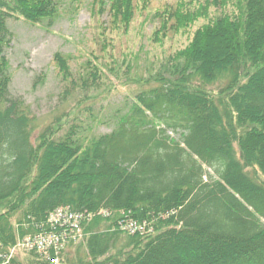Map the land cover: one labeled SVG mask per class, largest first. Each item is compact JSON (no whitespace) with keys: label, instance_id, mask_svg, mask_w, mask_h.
<instances>
[{"label":"trees","instance_id":"16d2710c","mask_svg":"<svg viewBox=\"0 0 264 264\" xmlns=\"http://www.w3.org/2000/svg\"><path fill=\"white\" fill-rule=\"evenodd\" d=\"M63 1L0 0V240L15 239L13 223L20 233L41 229L63 204L107 215L85 219L88 233L62 249L60 263L264 264V0L164 1L152 14H160L161 34L195 16L207 22L151 74L132 76L146 79L113 109L105 131L95 130L105 110L92 98L132 65L108 34L124 32L145 0H91L92 11L97 3L106 10L92 40L100 54L90 52L75 71L54 54L63 83L57 105L73 91L80 111L43 120L9 90L7 18L50 23ZM125 211L150 226L123 232L116 223Z\"/></svg>","mask_w":264,"mask_h":264},{"label":"rangeland","instance_id":"374dc122","mask_svg":"<svg viewBox=\"0 0 264 264\" xmlns=\"http://www.w3.org/2000/svg\"><path fill=\"white\" fill-rule=\"evenodd\" d=\"M164 1L172 0H145V3L139 2L140 6L136 7L139 10L131 15L127 29L124 32L113 30L108 34V37L112 38L111 43L115 46L119 58L121 54H132V65L126 69L129 71L127 76L121 73L108 76L106 83L112 87L98 89L97 91L100 92L99 97L92 98V104L96 107L101 104L102 109L100 110H105L104 119L102 118L103 121L95 129L96 131L109 130V121L107 119L112 118L110 114L114 113L113 109H123L124 101L131 99L135 90L143 86L146 78L143 76L136 78L132 77L133 75L146 76L148 73L151 74L162 59L169 56L176 49L188 45L193 39L195 31L207 22L205 17L195 16L190 21L189 27L187 26L177 32L167 31L165 34H161L160 31L156 30V27L160 28V14L158 12V16H152V14L156 10H161ZM90 2L91 0L63 1L59 8L60 11L57 12V16L50 23H47L46 20L32 23L21 17L14 16L7 18L11 37L3 53L8 61L10 74L9 90L12 95L22 96L24 101L30 106L31 111L40 115V119L47 116L49 120V115L51 116L58 112H77L82 107V104L79 106L76 104V97L73 91L68 93L63 105H57L60 101L58 97L59 90L62 91L63 83L60 79L61 72L54 60V54L60 53L68 57V63L72 71L78 68L90 52L100 54L99 50H96L93 46L92 40L97 31H100L98 25L106 22V10L99 12L97 3L93 6L94 9L92 11V7L89 6ZM136 2L138 3V1ZM230 9H232L234 14L238 13L234 6ZM230 9H227V11L230 12ZM218 48L219 45L213 49L217 51ZM104 62H102V66L105 64ZM104 69H106L105 66ZM127 77L128 79H126ZM216 82L219 84L218 81ZM213 95L216 96V91ZM214 128L219 130L217 127ZM239 130L242 131L241 129ZM168 132L174 138L179 137L181 133L180 130H168ZM232 141L234 146H236L237 139L233 138ZM39 144L35 143V146L37 147ZM38 149L40 151V148ZM203 167L205 170L212 172V169L205 164H203ZM258 173V177L264 180V172L259 171ZM204 178H206V175H204ZM58 206L70 207L69 205L61 204L54 208ZM54 208L48 212L45 226L41 227V229H49L50 224L47 221ZM77 211L81 212L82 217L79 221L80 230L75 241L80 240L86 233L84 230V226L87 223L85 219L90 218L94 214L107 215V209L105 208L89 213V216L86 214V210ZM128 214L125 211L120 217L118 216L119 218L116 217L118 218L116 226L123 232L142 231L148 225L150 226V220L143 219V221H138L136 219L139 218L127 216ZM13 225L16 229L15 239L10 243H4L0 240V264H51L49 257L57 255V253L53 254L54 252L51 249L48 252L47 250L36 251L28 247L24 242L26 237L28 238L30 234L36 233L38 230L30 231L27 224H23L22 227L27 228L24 233H20L17 231V224L13 223ZM46 229L45 231H47ZM149 230H151V227H149ZM151 232L154 234L155 230ZM60 253L59 251V257ZM107 257L108 255L105 257L104 254L98 256V260H108ZM101 264L110 263L104 262Z\"/></svg>","mask_w":264,"mask_h":264},{"label":"built area","instance_id":"2783aa9c","mask_svg":"<svg viewBox=\"0 0 264 264\" xmlns=\"http://www.w3.org/2000/svg\"><path fill=\"white\" fill-rule=\"evenodd\" d=\"M86 214L89 216V212ZM81 217V212L77 210L68 206H58L50 213V217L47 221V223L49 222L50 224L49 229L42 228L36 233L30 234L28 238H25L24 242L28 247L36 251L47 250L48 252L50 249L53 250V254L57 253V255L49 257V261L51 264H58L60 261L58 252H61L69 241L76 240L78 237V231L80 230L79 221ZM45 229L47 231H45Z\"/></svg>","mask_w":264,"mask_h":264},{"label":"bare ground","instance_id":"6f19581e","mask_svg":"<svg viewBox=\"0 0 264 264\" xmlns=\"http://www.w3.org/2000/svg\"><path fill=\"white\" fill-rule=\"evenodd\" d=\"M71 241H75V240H71ZM71 241H69V242H71Z\"/></svg>","mask_w":264,"mask_h":264}]
</instances>
